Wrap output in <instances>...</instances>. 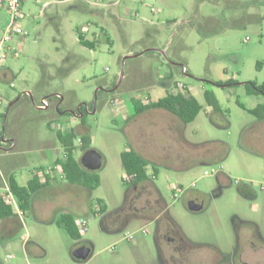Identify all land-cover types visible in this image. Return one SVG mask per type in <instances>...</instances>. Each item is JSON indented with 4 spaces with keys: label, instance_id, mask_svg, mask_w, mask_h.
I'll return each instance as SVG.
<instances>
[{
    "label": "rangeland",
    "instance_id": "1",
    "mask_svg": "<svg viewBox=\"0 0 264 264\" xmlns=\"http://www.w3.org/2000/svg\"><path fill=\"white\" fill-rule=\"evenodd\" d=\"M7 1L0 0V14L8 18ZM16 25L27 35L6 42L0 146L16 143L11 158L21 162L18 181L24 184L35 165L50 163L34 161L47 142L56 140L54 154L62 157L58 133L66 129L75 133L80 159L79 125L91 136L89 148L104 156L96 170L103 182L76 212L86 220L79 239L67 233L61 214L52 220V202L39 203L34 212L25 210L21 224L0 233L8 236L0 240V264H264V120L249 112L264 97L247 93L243 83L264 81V0H21ZM79 32L97 34L96 46L81 45ZM164 83L185 84L202 105L182 126L183 136L159 114L127 128L120 104L110 100L157 99ZM205 90L218 109L208 105ZM45 96L48 107L39 108ZM80 104L78 117L73 112ZM137 133L146 134L144 156L154 164L139 185L124 181L117 159ZM3 164L0 155L2 172ZM241 185L252 196L242 194ZM192 199L201 210L189 208ZM123 205L138 215L109 218L105 228L103 217ZM150 212L158 219L141 216ZM166 230L178 244L157 242ZM83 244L90 255L75 259L72 251Z\"/></svg>",
    "mask_w": 264,
    "mask_h": 264
},
{
    "label": "trees",
    "instance_id": "2",
    "mask_svg": "<svg viewBox=\"0 0 264 264\" xmlns=\"http://www.w3.org/2000/svg\"><path fill=\"white\" fill-rule=\"evenodd\" d=\"M99 31L101 33H104L103 28H99ZM96 36L97 34L92 38H87L83 33L79 32L78 40L81 45L91 49L94 48L97 44ZM213 83L216 85H222L221 82ZM243 83L246 87L247 93H257L261 94L264 97V81L261 83H257L254 81H245ZM204 98L208 105L211 106L213 109L219 108L217 99L213 92L205 90ZM132 103L134 106V115L140 114L148 109L162 108L174 113L185 123L193 121L202 108V105L196 98V96H194L185 86H183V92H167L164 96L158 98L157 100L149 101L148 103H142L140 101V98L133 97ZM81 108L82 104L77 107V111L73 112L78 117L83 115ZM249 112L259 118H264V104H257L254 108L249 109ZM85 132L86 131L80 133V140L82 148L84 150H87L89 149L88 145L91 142V136ZM74 136L75 133L73 130H70V132L66 133L65 135H61L60 133H58L59 141L61 142L64 148L65 157L57 159L56 162H59L62 165L65 173V178L68 179V181L72 183L82 184L88 189L93 190L99 185L100 177L96 171H90L84 168L80 163V159L77 160L75 158L74 145L72 143V137ZM121 163L125 170V174L133 176L131 180L124 181L134 182L135 185H138L147 180L148 175L146 172V167L150 164V162L143 158L135 150L129 149L123 151L121 153ZM8 184L11 189V192L15 195L18 200L20 208L23 210H30L32 196L39 190L41 186L36 180V174L32 177L31 180L28 181L26 185H19L14 176H10L8 178ZM239 191L244 195L252 196V194L246 190V186L244 185L239 186ZM98 205L100 206V208L103 209V211L105 210V207L101 204V200L98 201ZM124 207L125 205L111 213H108L107 218L114 219V221H117L122 216L129 217L138 215L135 212H125ZM149 214H154V212H150L147 215L141 216L147 219L150 218V216H148ZM9 217L15 218L16 215L13 212L12 206L4 202L2 197L0 196V222ZM75 217L76 216L72 213H62L60 221L66 229L67 233L73 239H79L81 233L76 224ZM120 221L122 222V220Z\"/></svg>",
    "mask_w": 264,
    "mask_h": 264
},
{
    "label": "crops",
    "instance_id": "3",
    "mask_svg": "<svg viewBox=\"0 0 264 264\" xmlns=\"http://www.w3.org/2000/svg\"><path fill=\"white\" fill-rule=\"evenodd\" d=\"M7 21H8V18L6 17V15L0 14V27H3L7 23ZM181 71L185 72L182 69H181ZM1 72L3 73L4 76L6 75L5 71L3 70V66L0 67V73ZM170 75H171V73L168 76H170ZM180 84L181 83H177V84L175 83L173 86H170L168 83H164L163 87L167 86V88L163 89V92H165L164 95L167 92H173V93H176L178 91L183 92V89H181L179 87ZM182 85L185 86L186 88H188V86H186L185 84H182ZM149 86L151 87L153 85H147V88ZM188 90L195 96V93H193L192 90H190L189 88H188ZM164 95H162V96H164ZM162 96H160V97H162ZM160 97H158V98H160ZM61 98H62V96H61ZM157 99H151L150 97H145V98L143 97V98H140V101L142 103H148L149 101H153V100H157ZM62 100H63V98L60 100V102ZM129 100L130 101H127L126 99H124V97L122 95H119V98L116 100L115 99L113 101L110 100L112 103L117 102L118 104H120L119 109L123 110V112L125 114V119L127 121V126H126L127 128H129V127L132 128V125H136V123H138V121L140 119H142V117H144V116L151 117V116H154L156 114H159L163 118H165V120L167 121V124L170 126L171 129L176 128V132H178L179 135L183 136V132H182L183 127L182 126L184 125L185 122H183L181 119L176 120V118H174L175 117L174 113H172L168 110L162 109V108H155V109H148L146 111H143L140 114L134 115V106L131 102L132 98H130ZM257 118L259 120H264V118H259V117H257ZM76 129H77V131H79V133L86 131L85 128H82V126H79V125H77ZM65 131H66L65 134L69 132L68 129H66ZM10 141H12V139H10ZM132 142H133V145L135 146V148L132 144H128V145H126L125 150H129V149L135 150L143 158H145L146 160H148L150 162L149 165H154L150 159H147V157L144 156V154H146V152H147L146 134L145 135L142 133L134 134ZM60 145H62L61 142H60ZM15 146H16V143L0 146V155H2L4 157V164H3L4 165V171L3 172L0 171V192L3 191L4 184L6 182H8V178L10 176H14V178L16 179V181L18 182L19 185H26L28 183V181L31 180L33 176H35L36 169L45 168V166L47 164H52V163L56 162L57 159L63 158V154H64V151H63L62 157H60L58 154L57 155L54 154V150L57 151V149H58V145H57L56 140L47 142L46 146L49 149L48 150L44 149V148L40 149L42 156L36 154L34 161L39 160V158H43V159L50 158V160H51L50 163H46L45 165L42 163H39L38 165H35L30 170V176L25 180V183L21 184L18 181L17 176L15 175L16 170L18 169V167L21 166V164H20L21 162L18 163L14 159L11 158L13 155H15L14 151H13ZM46 150L48 152L45 153ZM125 150H123V151H125ZM123 151H119L117 153V155H118L117 159L119 160L120 163H121V153ZM103 162H104V156H103ZM121 165H122V163H121ZM148 166L146 167V172H147ZM36 180L41 186H40L39 190L32 196L31 209L30 210L32 212H34L36 209V205L37 204L39 205V203H42L43 205L46 203H49V205H50L52 202V204L55 205V206L53 205V207H52V209L54 211V216H53L52 220H54L56 218L57 214H62V213H72V214H75L77 217L81 216L82 215L81 213H76V212H79L81 208H84L86 206L84 204L85 199H87L90 195H92L91 193L93 192V190H95L103 182V179L100 176L99 185L95 189L91 190V189H88L87 187H85L79 183H71V182L66 183V182H64L66 180V178L65 177L60 178L57 172H54L52 174H45L44 176H42L40 174H36ZM102 206L106 207L105 205H102ZM98 208H99V212H101L103 210L102 208H100L99 205H98ZM24 212H25V210H24ZM107 214L103 217L102 222H103V225L106 226L105 228L109 229L107 227V221H108ZM21 223H22V221L19 219V217L17 215L15 218L14 217L13 218L12 217L6 218L0 222V233H2L3 235L7 234L9 231H11V229H13V227L15 225H18ZM5 237H8V236H0V240H3ZM26 238L27 237L23 238L22 241L24 242ZM26 243L24 244L25 248H26Z\"/></svg>",
    "mask_w": 264,
    "mask_h": 264
},
{
    "label": "built area",
    "instance_id": "4",
    "mask_svg": "<svg viewBox=\"0 0 264 264\" xmlns=\"http://www.w3.org/2000/svg\"><path fill=\"white\" fill-rule=\"evenodd\" d=\"M7 9H8V21L4 25L3 35L0 37V67L4 64V60L7 57V51L11 48L6 46V42L12 39L13 35H17L19 37H23L27 35V31L22 29L21 27L16 25V21L21 14V0H8L7 1ZM10 86H13L11 83ZM179 87L183 89V85L180 84ZM0 103H1V93H0ZM48 105L47 99L45 101L41 100L40 106ZM65 157V153L63 154V158ZM213 172V170H211ZM57 172L60 178L65 177V173L62 165L59 162H54L53 165L47 166L42 169H37L36 174H40L44 176L45 174H52ZM205 174H208L206 171ZM133 176H129L127 174L124 175V180H131ZM178 191H182L178 189ZM178 192H174L173 196L175 197ZM0 196L3 201L10 204L13 208V212L19 217L22 221V215L24 214V210L20 208L19 203L15 195L11 192L8 182L4 184L3 192H0ZM77 226L81 233L82 231H86V220L82 217H78ZM144 231V230H143Z\"/></svg>",
    "mask_w": 264,
    "mask_h": 264
},
{
    "label": "water",
    "instance_id": "5",
    "mask_svg": "<svg viewBox=\"0 0 264 264\" xmlns=\"http://www.w3.org/2000/svg\"><path fill=\"white\" fill-rule=\"evenodd\" d=\"M161 52L164 53L165 51L161 50ZM138 54L140 53L131 54V55L135 56ZM131 55H126L124 59ZM122 78H123V70H121L120 72L119 81ZM46 99H47V96L43 97L41 100L45 101ZM47 106L48 105L46 104L44 106H40L39 108H46ZM80 163L87 170L96 171V170H99L103 166V156L98 150L94 148H89L83 152L82 156L80 157ZM188 206L190 209H193V210H201L203 207L202 203L196 199H192ZM90 252H91L90 247L83 244V245L77 246L72 251V256L75 259H86L90 255Z\"/></svg>",
    "mask_w": 264,
    "mask_h": 264
},
{
    "label": "flooded vegetation",
    "instance_id": "6",
    "mask_svg": "<svg viewBox=\"0 0 264 264\" xmlns=\"http://www.w3.org/2000/svg\"><path fill=\"white\" fill-rule=\"evenodd\" d=\"M181 68H182L183 71H185V67L183 65L181 66ZM115 88H117V87H115ZM109 90H106V91H109ZM57 98H58V96H57ZM59 99H60V97H59ZM85 109L88 110L89 107L87 105H85ZM148 216H150V218H154V219H158V217H159L158 215H155V214H149ZM115 220H117V219H115ZM156 240H157L158 243L160 241H163L164 240L167 243L173 244V245L178 244V242L180 241L179 238H178V236H176V234H174L172 232V230H166L164 233L158 232V235H157ZM183 247H184V245H181V248H183ZM172 257H174V256H172ZM163 262L165 264V260H163Z\"/></svg>",
    "mask_w": 264,
    "mask_h": 264
}]
</instances>
